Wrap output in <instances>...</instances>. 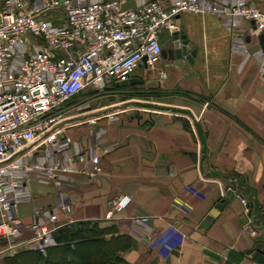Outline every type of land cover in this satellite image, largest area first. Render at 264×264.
<instances>
[{
  "label": "crops",
  "instance_id": "0c3cea01",
  "mask_svg": "<svg viewBox=\"0 0 264 264\" xmlns=\"http://www.w3.org/2000/svg\"><path fill=\"white\" fill-rule=\"evenodd\" d=\"M149 1L127 0L126 7ZM177 24L187 35L188 52L196 54L192 62L171 54L153 70L137 72V79L157 82L166 96L153 108H132L121 119L99 123L105 128L95 149L103 173L94 181L73 176L70 190L33 185V192L42 205L70 206L63 221L95 222L107 230V240H128L121 252L128 264H264L261 36L251 33L252 23H230L217 13H184ZM98 132L90 126L69 130L85 147ZM125 195L132 198L130 207L105 220L109 202ZM241 195L257 207L252 218ZM222 201L224 209L212 218ZM137 217L149 221L138 223ZM207 219L211 225L203 227ZM2 247L0 264L36 260L35 251L4 255Z\"/></svg>",
  "mask_w": 264,
  "mask_h": 264
},
{
  "label": "built area",
  "instance_id": "2783aa9c",
  "mask_svg": "<svg viewBox=\"0 0 264 264\" xmlns=\"http://www.w3.org/2000/svg\"><path fill=\"white\" fill-rule=\"evenodd\" d=\"M254 2L150 0L127 8V0H0L4 251L25 248L46 255L58 245L54 233L73 223L63 221L70 206L42 205L33 185L70 190L73 176L94 181L103 173L102 156L95 149L105 128L99 123L119 118L110 109L71 106L79 97L115 89L116 83L135 79L142 68L154 69L163 57L161 38L180 29L177 20L184 13H217L230 23L249 22L252 34L264 36V11ZM69 106L80 113L68 116ZM84 126L99 128L88 147L69 134ZM242 200L245 206L250 203ZM131 202L128 195L110 201L104 219L115 220ZM29 206L32 210L25 213ZM247 229L252 232L251 221Z\"/></svg>",
  "mask_w": 264,
  "mask_h": 264
},
{
  "label": "trees",
  "instance_id": "16d2710c",
  "mask_svg": "<svg viewBox=\"0 0 264 264\" xmlns=\"http://www.w3.org/2000/svg\"><path fill=\"white\" fill-rule=\"evenodd\" d=\"M125 89L115 88L114 90ZM106 234L107 230L95 222H81L62 227L54 233L58 245L47 251V258L36 253L34 264H74L76 259L78 264H128L121 257V252L126 249L125 245H128V240L121 237L107 240ZM68 256L77 258L73 260ZM19 264L27 263L20 261Z\"/></svg>",
  "mask_w": 264,
  "mask_h": 264
},
{
  "label": "rangeland",
  "instance_id": "374dc122",
  "mask_svg": "<svg viewBox=\"0 0 264 264\" xmlns=\"http://www.w3.org/2000/svg\"><path fill=\"white\" fill-rule=\"evenodd\" d=\"M253 1H255L254 3H256V5L259 6L261 8V10L264 11V0H253ZM151 70H153V69H151ZM152 74H154V71H152ZM159 75H160V73H159ZM162 77L163 76H160V78H162ZM142 79H143L142 85H131L129 88H126L125 90L108 89V90H105L104 92L102 91L101 93H97V94L96 93L95 94H86L85 96H82L81 99L78 98L77 102L71 106L77 108L78 106L82 107L84 104H86V105L91 106L92 110L110 109V110H113L114 112L117 113L119 119H121L122 114L129 112V109H132V108H137V107L138 108H143V107L153 108V103L155 101H157V99H162L165 94H163L161 92V88L159 86H157V82L155 84H152V83L146 84V82H144L145 77H142ZM85 99H86V101H85ZM157 106L160 107V105H157ZM78 113H80V111L76 110L75 108H70V106L67 107V115L68 116H74V115H77ZM231 188L232 187H229V189H231ZM234 188H235V190H238L236 185H234ZM240 190H242V189H239V191ZM238 197H239L242 205L245 208V213L250 218H252V216L254 215V212H255V214L257 213L256 212L257 207L254 205V203L252 201H250L249 197H244L243 195L238 196ZM242 197L247 198L249 200V202L253 205L254 208H252L250 203H248V206L247 205L245 206V204L242 202L243 201ZM136 219H138V221H140L138 223H144V222L149 221L148 218H143V217L142 218L137 217ZM250 220L248 222L249 223L248 225H250ZM107 221H113V220H107ZM72 225H73V223H72ZM248 225L246 226L247 228H248ZM2 248H3L2 252L4 253V255H7L9 253L13 254L17 251L25 249V248H20V249L11 250V251H4L5 247H2ZM36 253H38V252H36ZM41 255H43V254H41ZM47 255L48 254L43 255V256L45 258H47L48 257ZM68 257H69V259L73 258V260H75L77 258L74 256H68ZM74 264H78L77 259L74 261Z\"/></svg>",
  "mask_w": 264,
  "mask_h": 264
},
{
  "label": "water",
  "instance_id": "95a60500",
  "mask_svg": "<svg viewBox=\"0 0 264 264\" xmlns=\"http://www.w3.org/2000/svg\"><path fill=\"white\" fill-rule=\"evenodd\" d=\"M156 1V0H152ZM261 43L264 47V36H261ZM160 43L163 47V57L167 58L169 55L174 54V57L177 60H181L183 57H186L190 62H192V57L195 56L196 51L188 52L189 41L187 35L184 31L180 29L176 30L172 35H165L161 38ZM143 80L141 79H132L126 80L121 83H116V88H129L131 85H142ZM225 203L222 201L219 203L216 208L211 212V217H217L220 212L224 209ZM211 225L210 220H205L202 224L203 227H209Z\"/></svg>",
  "mask_w": 264,
  "mask_h": 264
},
{
  "label": "flooded vegetation",
  "instance_id": "af4514ba",
  "mask_svg": "<svg viewBox=\"0 0 264 264\" xmlns=\"http://www.w3.org/2000/svg\"><path fill=\"white\" fill-rule=\"evenodd\" d=\"M136 78V77H135Z\"/></svg>",
  "mask_w": 264,
  "mask_h": 264
}]
</instances>
